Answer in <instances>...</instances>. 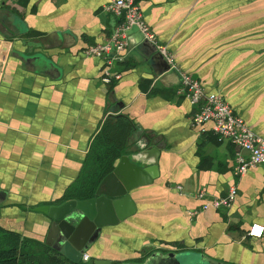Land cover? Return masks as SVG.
I'll return each mask as SVG.
<instances>
[{
    "label": "crops",
    "instance_id": "1",
    "mask_svg": "<svg viewBox=\"0 0 264 264\" xmlns=\"http://www.w3.org/2000/svg\"><path fill=\"white\" fill-rule=\"evenodd\" d=\"M108 1L0 0V225L44 241L48 221L36 206L59 203L105 117L123 113L135 123L124 153L146 132L159 147V174L130 190L134 212L105 225L80 259L139 261L149 250H185L264 264V232L247 234L251 222L264 224L263 167L233 172L238 147L219 140L211 121L205 130L191 124L193 104L177 92L179 75L163 57L141 60L125 49L110 63L119 76L102 80L105 59L84 49L117 24ZM136 1L178 66L264 137V0ZM232 184L230 205L201 208Z\"/></svg>",
    "mask_w": 264,
    "mask_h": 264
},
{
    "label": "water",
    "instance_id": "2",
    "mask_svg": "<svg viewBox=\"0 0 264 264\" xmlns=\"http://www.w3.org/2000/svg\"><path fill=\"white\" fill-rule=\"evenodd\" d=\"M126 49L137 59L145 60L156 55L165 59L155 44L143 37V33L135 24L127 29ZM176 72L178 73L177 70ZM153 142L154 139L146 132L141 133L132 151L121 154L114 168L101 179L93 196L68 198L59 203L36 206L48 221L44 241L70 260L79 261L88 243L97 238L105 225L133 213L135 204L130 190L150 182L159 174V147L153 145ZM3 193L4 190L0 189V194ZM157 257L162 260L170 258L175 264H227L185 250L165 254L149 250L139 261L116 262L94 257L93 264H150L151 260Z\"/></svg>",
    "mask_w": 264,
    "mask_h": 264
},
{
    "label": "built area",
    "instance_id": "3",
    "mask_svg": "<svg viewBox=\"0 0 264 264\" xmlns=\"http://www.w3.org/2000/svg\"><path fill=\"white\" fill-rule=\"evenodd\" d=\"M104 9L115 14L118 22L112 33L104 41L89 45L84 49L86 54L102 56L105 61L102 67V80L109 82L111 77H118V72L110 70V63L114 58H121L127 46V29L135 24L143 33V37L155 44L156 49L165 57L170 68L178 71L180 80L177 92L184 95L193 110L190 115L192 125H198L200 130H205L203 124L212 122V130L219 140L227 139L238 148L235 152L233 172L237 175L244 173L249 167L260 164L264 172V137L252 130L245 119L234 111L230 103L220 92L207 91L200 80L186 72L175 62L167 45L160 42L153 29L146 22L139 3L136 0H109L104 4ZM236 186L230 185L227 193L206 199L201 208L228 206L236 195ZM204 191L198 190L197 196L204 197ZM196 210H191L195 214ZM264 224L251 222L247 234L261 236ZM89 254L82 253V259L87 260Z\"/></svg>",
    "mask_w": 264,
    "mask_h": 264
},
{
    "label": "trees",
    "instance_id": "4",
    "mask_svg": "<svg viewBox=\"0 0 264 264\" xmlns=\"http://www.w3.org/2000/svg\"><path fill=\"white\" fill-rule=\"evenodd\" d=\"M135 123L126 114H108L93 136L79 176L65 190L59 202L68 198H89L102 177L123 154ZM0 264H86L72 261L45 241L0 225ZM91 264V263H90Z\"/></svg>",
    "mask_w": 264,
    "mask_h": 264
},
{
    "label": "rangeland",
    "instance_id": "5",
    "mask_svg": "<svg viewBox=\"0 0 264 264\" xmlns=\"http://www.w3.org/2000/svg\"><path fill=\"white\" fill-rule=\"evenodd\" d=\"M91 263V260L87 261L86 264H90Z\"/></svg>",
    "mask_w": 264,
    "mask_h": 264
}]
</instances>
